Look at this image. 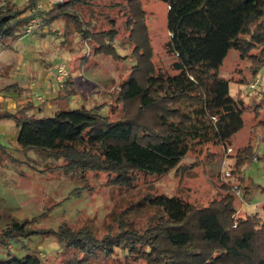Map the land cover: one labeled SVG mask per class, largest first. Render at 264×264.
<instances>
[{"label": "trees", "instance_id": "trees-1", "mask_svg": "<svg viewBox=\"0 0 264 264\" xmlns=\"http://www.w3.org/2000/svg\"><path fill=\"white\" fill-rule=\"evenodd\" d=\"M40 1L28 0L20 5L14 0H0L2 48L11 49L26 35L30 16L25 14ZM164 1L168 4L171 34L168 52L175 57L168 69L172 74L159 71L152 60L146 12L140 1L127 0L123 8L129 13L126 25L131 33L125 41L131 43L136 60L129 80L115 87L108 100L91 108L60 109L43 117L29 114L26 107L15 113L0 110V122L15 123L16 145L62 160L59 168L78 181H83L87 173H104L109 177L108 185L127 190L136 189L141 176L145 181L150 177L163 180L172 170L193 167L184 161L195 145L214 143L228 148L243 126L245 110L243 99L231 95L230 83L249 85L264 69V0ZM83 4L91 5V1L66 0L40 16L44 25L63 23L67 41L73 33L87 41L95 34L92 20L82 23L79 5ZM137 10L143 18V35L137 18L130 16ZM110 21L114 28L100 33L108 38H103L94 54L124 59L114 47L118 31L115 21ZM231 49L245 66L236 71L240 78L228 80L219 73ZM74 84L70 73L59 97H72ZM105 107L112 115L120 111L119 118L104 116ZM253 149L251 140L235 156L232 174L240 173L242 180V166L257 159ZM0 151L7 153L1 143ZM85 187L74 189L65 201L74 194L82 196ZM223 187L226 191L204 207L167 194L150 197L158 213L145 230L129 228L130 222L122 220L119 233L102 238L88 225L75 229L64 222L57 229L47 230L34 227L35 219H12L0 230V246L13 242L26 255L3 264H43L38 251L31 252L27 242L44 235L56 238L63 250L71 253L65 264H91V259L109 258L116 249L127 259H143L146 264H264V204L263 215L239 216L234 186ZM245 189L247 202L250 189ZM130 210L123 211L122 219L132 213Z\"/></svg>", "mask_w": 264, "mask_h": 264}, {"label": "rangeland", "instance_id": "rangeland-1", "mask_svg": "<svg viewBox=\"0 0 264 264\" xmlns=\"http://www.w3.org/2000/svg\"><path fill=\"white\" fill-rule=\"evenodd\" d=\"M14 1L22 5L28 0ZM89 1L91 5H79V9L82 11L83 24L90 23L92 20L90 26L95 35H90V38L84 41L78 33H73L65 46L67 49L70 46L74 47L75 57L70 59V55L64 53V56L59 59L55 68L54 83L57 86V66L60 63L67 64L72 74L71 81L74 79L75 83L72 86L73 92H78L84 102L89 103V107H93L102 102L103 98L108 100L115 87L129 80L136 60L132 54L131 43L125 41L131 33L129 25H126L129 13L123 8L127 7V0ZM138 1L146 12L148 33L153 47L152 60L159 71L169 72L168 69L175 61V57L168 52L171 41L168 4L164 0ZM114 4L116 7L111 6ZM140 12V10L139 12L137 10L135 14L131 12L130 16L137 18L141 25L140 35H143V18L141 19ZM25 15L27 16L28 12ZM110 19L115 21V28L118 31L114 47L124 59L114 60L106 55L94 54L95 48L99 46L103 38H108L107 35L100 33L114 28L111 24L112 20L109 22ZM54 24L53 27L45 22V27L37 30L36 33H45L43 30H49V27L58 29V26H61L58 32L62 31L63 23ZM53 41L55 45V39ZM46 47L49 51L53 49L48 43ZM244 66L235 50L231 49L219 74L228 80L238 79L241 74L236 71ZM76 77L78 79H75ZM257 77L261 79L257 90H250L245 84L230 83L231 95L237 99H243L245 110L242 115L243 126L234 134L228 148L214 143L195 145L184 161L186 165L193 167L187 170H172L163 180L150 177L145 181V178L141 176L136 189L127 190L110 186L107 184L109 177L104 173H87L83 181H78L73 176L65 175L59 168L63 164L62 160L47 157L37 150L24 151L16 143L7 144V153L0 151V230L5 228L12 219H35L34 227L47 230L57 229L64 222L75 229L88 225L96 232L98 238L109 233L113 235L119 233L122 220L130 222L129 228L143 231L151 224L153 215L158 213V207L151 203L150 197L167 194L191 202L197 207H204L226 191L223 185L234 186L233 192L239 199L236 200L239 216L245 217L251 213L263 215L264 69L258 73ZM41 100L43 101V98ZM60 101L63 106L64 102ZM110 115L111 119L116 120L120 116V111ZM251 140L254 145L253 154L257 159L242 166V180L239 177L240 173L232 174L235 170V156L238 150L248 146ZM43 169L47 170L44 174L41 173ZM83 186L86 187L82 196L74 194L65 201L74 189ZM247 187L250 193L247 202H244ZM238 189L241 191L239 195ZM59 203L62 205L55 206ZM50 208L53 210L47 216H41ZM127 208H132L130 210L132 213L122 219V213ZM27 244L31 252L38 251L43 264H65L71 256V253L65 252L56 238L50 235L34 236ZM122 254L124 253L119 254V250L116 249V253L111 257L91 259V264H146L143 259H127ZM25 255L26 252L13 242L7 247L0 246V264L9 261L12 257L21 258Z\"/></svg>", "mask_w": 264, "mask_h": 264}, {"label": "crops", "instance_id": "crops-1", "mask_svg": "<svg viewBox=\"0 0 264 264\" xmlns=\"http://www.w3.org/2000/svg\"><path fill=\"white\" fill-rule=\"evenodd\" d=\"M54 25L51 26L54 27ZM60 27L58 26V29ZM49 28V30H43L45 33L22 36L11 49L0 46V110L15 113L26 107L29 109V114L43 117L51 116L64 107L77 109L86 106L91 108L78 92L69 99L59 97V89L54 83L55 68L64 53L69 54L70 59L75 57L74 47L70 46L67 49L65 44L68 41L64 38L62 31L58 32L56 28ZM54 39L55 45L53 44ZM47 43L53 47L52 51L46 47ZM10 87H12L11 90H6ZM105 99L103 98L102 101ZM60 100L66 104L63 103L61 106ZM105 108L102 114L110 116L109 108ZM16 133L14 122H0V143L4 147L7 148L9 143H16Z\"/></svg>", "mask_w": 264, "mask_h": 264}, {"label": "built area", "instance_id": "built-area-1", "mask_svg": "<svg viewBox=\"0 0 264 264\" xmlns=\"http://www.w3.org/2000/svg\"><path fill=\"white\" fill-rule=\"evenodd\" d=\"M66 0H41L35 8H32L28 11V16H30L29 24L25 27L26 35H31L37 32V30L45 27L42 17L40 16L41 12L52 9L55 6L64 5ZM70 75L67 64L60 63L57 66L56 72V83L58 89H62L65 84L66 78ZM261 84L260 77H256L248 86L250 90H257ZM42 99V98H41ZM238 195L241 193L238 189Z\"/></svg>", "mask_w": 264, "mask_h": 264}]
</instances>
